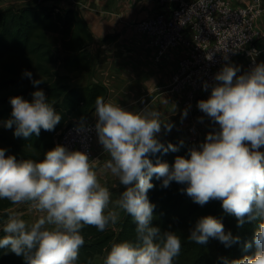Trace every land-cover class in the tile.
<instances>
[{
    "label": "clouds",
    "instance_id": "9594fccd",
    "mask_svg": "<svg viewBox=\"0 0 264 264\" xmlns=\"http://www.w3.org/2000/svg\"><path fill=\"white\" fill-rule=\"evenodd\" d=\"M258 55L256 49L249 52L253 63L248 71L238 75L239 66L229 62L215 73L214 83L204 82L203 90L210 88V95L200 99L197 108L218 128L207 133L198 148H189L187 157L176 156L171 166L166 161L154 164L150 156L183 147V140L165 145L159 138L162 129L171 132L172 122L163 121L147 105L135 111L96 98L94 130L109 157L102 167L124 186L114 202L87 151L57 144L42 159H17L0 147V200L26 204L38 214L29 222L15 210L4 213L0 249L21 257L23 264H78L85 243L82 229L94 226L103 232L118 222L123 211L135 224V238L113 243L103 264H175L180 236L151 224L155 205L148 192L155 176L164 188L172 182L184 185L181 191L200 206L220 201L223 212L236 218L237 227L258 217L252 240L243 244L245 251L254 245L255 252L219 259L221 264H264V152L260 150L264 147V61L257 63ZM22 77L36 90L31 100L19 95L9 98L11 116L0 121V127L29 140L42 129L54 131L62 116L39 87L46 81L43 77L33 78L27 69ZM188 110L181 112L182 118ZM75 127L77 132L88 130L86 118H79ZM210 238L225 248L240 242L238 235L225 231L221 219L205 215L189 229L187 239L203 246Z\"/></svg>",
    "mask_w": 264,
    "mask_h": 264
},
{
    "label": "trees",
    "instance_id": "16d2710c",
    "mask_svg": "<svg viewBox=\"0 0 264 264\" xmlns=\"http://www.w3.org/2000/svg\"><path fill=\"white\" fill-rule=\"evenodd\" d=\"M108 39L109 36L104 41ZM93 40L88 23L74 8L29 3L0 10V121L11 116L10 97L19 95L31 100L36 90L28 78L22 77L25 69L33 73V78L46 80L39 87L62 116L54 131L42 129L38 137L33 135L29 140L14 137L12 129L0 127V147L7 150L6 155L42 159L47 150L57 145L59 135L68 125L92 115L97 97L106 98L107 89L100 83H73L78 74L86 75L94 69L95 57L89 50ZM181 140L184 144L178 152L156 153L150 156L152 162L166 161L171 166L176 156L187 157L188 149L193 147L188 140L168 137L162 142L178 144ZM152 183L154 187L148 192L150 202L155 205L151 224L161 230L176 231L181 238L175 264H221L220 257L234 259L255 252L254 245L245 251L243 244L252 240L258 217L237 227L236 218L223 212L220 201L211 200L200 206L181 191L184 185L172 182L164 188L155 176ZM14 206L8 200H0V224L6 219L4 213ZM205 215L221 219L225 231L238 235L240 242L225 248L212 238L203 246L188 241L189 229ZM134 229L132 218L124 212L117 228L109 225L101 232L94 226H85L82 229L85 243L80 249L78 264H92L96 256L104 260L113 243L135 238ZM0 264H23V260L0 249Z\"/></svg>",
    "mask_w": 264,
    "mask_h": 264
},
{
    "label": "crops",
    "instance_id": "0c3cea01",
    "mask_svg": "<svg viewBox=\"0 0 264 264\" xmlns=\"http://www.w3.org/2000/svg\"><path fill=\"white\" fill-rule=\"evenodd\" d=\"M232 5L239 7L260 6L263 8L257 20V26L262 36L256 45L261 50L260 62L264 61V0H229ZM45 4L57 8H74L78 10L89 25L94 40L89 50L95 57L94 69L87 73L90 83H100L107 89L105 101H111L122 107L139 111L146 105L160 113L163 121L174 124L170 133L162 132L159 138L179 137L188 140L193 147L199 146L205 140L207 133L218 128L197 108V102L190 107L183 104L184 94L175 93L170 89L172 75L183 49L170 50L164 59L157 63L154 60V49L149 38L136 31L134 24L152 16L163 7L156 2L145 0H48ZM109 36L107 41L105 38ZM238 65L241 74L248 71L246 60L240 58L233 62ZM78 74L74 79L75 85H82ZM88 82V83H89ZM210 93L201 96L206 99ZM146 100V104L142 103ZM188 108V115L182 118L181 112ZM203 118L201 121L200 118ZM94 112L88 120L95 121ZM197 129L195 139L189 127ZM264 150V147L260 149ZM96 159L95 171L99 181L109 188L114 202L124 186L117 178L103 169L104 162L109 159L103 153L101 145L95 142Z\"/></svg>",
    "mask_w": 264,
    "mask_h": 264
},
{
    "label": "built area",
    "instance_id": "2783aa9c",
    "mask_svg": "<svg viewBox=\"0 0 264 264\" xmlns=\"http://www.w3.org/2000/svg\"><path fill=\"white\" fill-rule=\"evenodd\" d=\"M48 0H33L44 4ZM156 2L162 10L143 19L134 27L146 35L154 49L155 62H161L172 49H183L177 68L172 75L170 89L183 93L185 107L198 102L201 96L210 93L202 85L214 83V75L225 63L246 60L247 70L252 67L249 52L259 51L256 62H260L261 50L256 42L262 36L257 20L263 12L260 6L239 7L229 0H145ZM229 59L226 61L224 56ZM211 57L208 59L206 57ZM142 103L145 105L146 100ZM88 130L77 132L75 123L68 125L59 135L57 144L72 149L87 151L93 162L96 159L94 145L95 121L86 119ZM192 138L197 129L189 127Z\"/></svg>",
    "mask_w": 264,
    "mask_h": 264
},
{
    "label": "rangeland",
    "instance_id": "374dc122",
    "mask_svg": "<svg viewBox=\"0 0 264 264\" xmlns=\"http://www.w3.org/2000/svg\"><path fill=\"white\" fill-rule=\"evenodd\" d=\"M29 3H33V0H0V10L5 9L10 6H24ZM48 5V4H46ZM52 6V5H49ZM237 61V60H236ZM233 64V63H232ZM79 82L82 84H86L89 82V75H83L82 78H79ZM13 210L17 211L25 220L31 222L38 215L34 210H31L28 205H15ZM123 211H120V219L122 218ZM118 222L115 225H112L114 228H117ZM3 224V223H2ZM0 224V225H2ZM103 258L101 256H96L92 262V264H102Z\"/></svg>",
    "mask_w": 264,
    "mask_h": 264
}]
</instances>
